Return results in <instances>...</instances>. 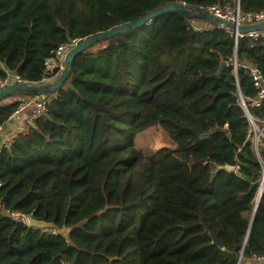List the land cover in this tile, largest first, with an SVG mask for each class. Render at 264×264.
Wrapping results in <instances>:
<instances>
[{
	"label": "trees",
	"instance_id": "obj_1",
	"mask_svg": "<svg viewBox=\"0 0 264 264\" xmlns=\"http://www.w3.org/2000/svg\"><path fill=\"white\" fill-rule=\"evenodd\" d=\"M167 3L236 8V0H0V78L37 85L60 45ZM239 8L264 11V0ZM242 65L264 83V39H236L177 13L79 54L46 113L0 151V264L264 258V190L253 215L263 166L247 139V114L261 127L264 100L252 105L258 90ZM19 101L0 104V126ZM154 126L175 146L145 155L135 140ZM19 215L55 227L30 228Z\"/></svg>",
	"mask_w": 264,
	"mask_h": 264
},
{
	"label": "water",
	"instance_id": "obj_2",
	"mask_svg": "<svg viewBox=\"0 0 264 264\" xmlns=\"http://www.w3.org/2000/svg\"><path fill=\"white\" fill-rule=\"evenodd\" d=\"M167 13H177L189 19H203L207 21L208 23H210L211 25L217 28L225 29L233 34H244L246 32L264 31V22L253 24V25H236L234 23L224 21L220 19L219 17L209 13L208 11H204L198 7H190L184 4H180V3H167L147 13L146 15H144L143 17L135 21L119 25L107 31L91 35L83 40H79L76 46L67 54L65 61H64L63 70L53 81H50L44 84H37V85L8 86L0 90V103L7 100L8 98H11L15 94H38L39 96H44V95H48V94H52L56 92L58 89H60L63 86V84L67 80L70 74V71H71L73 60L79 54L84 52L86 49L90 48L91 46L95 44L102 43L108 39L114 38L118 35L134 31L137 28H140L143 25L150 23L152 19L160 15H165ZM224 66H225V62L222 61L220 63L218 72H221ZM263 87H264V84H263ZM226 169L228 171H233V168L231 167H227ZM244 179L246 181H249L248 177H244ZM263 190H264V185H263V176H262V181L260 182V185L258 187V193H257V197L255 200L253 215L258 208ZM26 224L28 227L35 228V229L47 230V229H53L55 227L52 223H45L43 221H37L33 219L32 217L26 218ZM213 241L219 246H221V244L217 242L215 238H213Z\"/></svg>",
	"mask_w": 264,
	"mask_h": 264
},
{
	"label": "built area",
	"instance_id": "obj_3",
	"mask_svg": "<svg viewBox=\"0 0 264 264\" xmlns=\"http://www.w3.org/2000/svg\"><path fill=\"white\" fill-rule=\"evenodd\" d=\"M207 11L224 21H228L236 25H253L264 22V11L241 13L238 0H236V8L232 11L224 12L217 7H210L208 8ZM195 30L198 29L195 28ZM233 35L236 39L238 37L264 39V31H253V32H246L244 34H233ZM77 42L78 41L76 40L70 41L66 44L60 45L56 50L51 52L50 56L45 60L44 63L45 75L41 83L39 84L48 83L51 81V79L56 78L60 74V72L64 68V61L67 54L76 46ZM233 66L234 69L237 68L236 61H234ZM242 68L249 71V75L253 80V85L258 90V97L252 102V105L259 106L260 102L264 100V87H263L264 83L262 81L261 75L258 72V70L252 66L242 65ZM11 85H29V84L26 81L22 80L19 75L14 73L13 74L8 73L6 77L0 78V90ZM49 99L50 97L48 95L23 99L19 101V104L15 112L11 115L10 118L16 117L24 113V115L25 114L27 115L26 117L28 124H30L35 119L43 116L46 113ZM240 102L244 106L243 99H241ZM247 118L250 122L251 129L252 128L257 129L259 131V134L263 136L262 131L259 130L258 125L254 121V119L249 114L247 115ZM262 125L264 127V122L262 123ZM251 129L249 131V134L247 135V139L250 141L252 145L254 154L260 161L261 165L264 166V162H262V157H261V149L258 150L257 143H253L251 139ZM1 133H2V126H0V136ZM12 140L13 138L0 145V151L3 148H8ZM235 169L237 170L238 167L236 166ZM262 176H263V185H264V169L262 172ZM261 181H262V177H261ZM19 216L21 217V221L26 224V217L22 215ZM238 264H241L240 261L238 262Z\"/></svg>",
	"mask_w": 264,
	"mask_h": 264
},
{
	"label": "rangeland",
	"instance_id": "obj_4",
	"mask_svg": "<svg viewBox=\"0 0 264 264\" xmlns=\"http://www.w3.org/2000/svg\"><path fill=\"white\" fill-rule=\"evenodd\" d=\"M194 27H210L204 22H198L195 20L190 21ZM32 85V84H29ZM52 97V96H49ZM23 100V99H22ZM262 131L263 136L259 134L257 129H251V139L253 143H257L258 150L264 146V127H258ZM136 148L143 154H149L150 152L156 151L160 148H174V143L169 139L167 134L159 127L154 126L146 129L145 131L138 134L135 140ZM261 158V157H260ZM264 169V166H263Z\"/></svg>",
	"mask_w": 264,
	"mask_h": 264
},
{
	"label": "crops",
	"instance_id": "obj_5",
	"mask_svg": "<svg viewBox=\"0 0 264 264\" xmlns=\"http://www.w3.org/2000/svg\"><path fill=\"white\" fill-rule=\"evenodd\" d=\"M0 68H3V65H0ZM55 78L51 79L53 81ZM47 96V95H46ZM48 96H51V94H48ZM28 97L23 96H13L11 98H8L7 100L0 103L3 104H9L12 102H17L22 99H27ZM27 115L24 113L21 115H18L16 117L10 118L3 126H2V133L0 136V145L5 143L6 141L10 140L11 138L15 137L17 134L24 132L28 126L27 122ZM241 264H264V258H249V259H243Z\"/></svg>",
	"mask_w": 264,
	"mask_h": 264
}]
</instances>
